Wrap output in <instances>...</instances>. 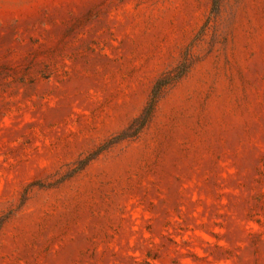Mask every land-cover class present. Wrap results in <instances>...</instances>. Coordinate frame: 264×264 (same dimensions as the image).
Listing matches in <instances>:
<instances>
[{
	"label": "rangeland",
	"instance_id": "rangeland-1",
	"mask_svg": "<svg viewBox=\"0 0 264 264\" xmlns=\"http://www.w3.org/2000/svg\"><path fill=\"white\" fill-rule=\"evenodd\" d=\"M0 264H264V0H0Z\"/></svg>",
	"mask_w": 264,
	"mask_h": 264
}]
</instances>
